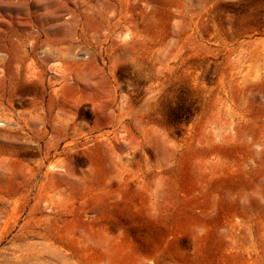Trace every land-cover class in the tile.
Instances as JSON below:
<instances>
[{
    "label": "rangeland",
    "instance_id": "obj_1",
    "mask_svg": "<svg viewBox=\"0 0 264 264\" xmlns=\"http://www.w3.org/2000/svg\"><path fill=\"white\" fill-rule=\"evenodd\" d=\"M0 264H264V0H0Z\"/></svg>",
    "mask_w": 264,
    "mask_h": 264
}]
</instances>
